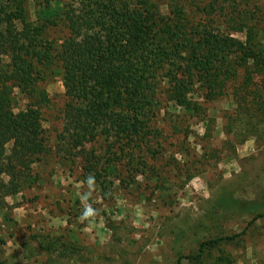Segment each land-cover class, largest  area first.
Instances as JSON below:
<instances>
[{"label": "rangeland", "instance_id": "obj_1", "mask_svg": "<svg viewBox=\"0 0 264 264\" xmlns=\"http://www.w3.org/2000/svg\"><path fill=\"white\" fill-rule=\"evenodd\" d=\"M149 1L164 17L182 7L193 23L203 16L197 7L211 2ZM27 2L31 17L72 3ZM256 3L264 27V0H240V8L255 12ZM67 33L56 25L47 36ZM255 69L247 84L240 71L211 99L194 85L188 95L201 112L172 105L160 76L155 106L129 141L113 128L64 134L63 71L53 66L37 85L48 97L41 113L50 149L16 193L0 194V264H264V74ZM26 98L17 94L16 107ZM89 207L94 215L85 217Z\"/></svg>", "mask_w": 264, "mask_h": 264}, {"label": "trees", "instance_id": "obj_2", "mask_svg": "<svg viewBox=\"0 0 264 264\" xmlns=\"http://www.w3.org/2000/svg\"><path fill=\"white\" fill-rule=\"evenodd\" d=\"M71 1L78 5L64 3L59 15L37 16L34 9L31 17L27 0H0V194L16 193L50 149L41 113L48 97L37 85L53 66L63 71L64 134L72 140L113 128L130 141L155 106L160 76L172 105L201 112L188 95L194 85L211 99L240 71L245 84L252 67L264 74L257 3L252 12L240 8V0H211L197 7L203 16L193 23L180 15L182 7L164 17L149 0ZM216 9L223 18L212 13ZM56 25L68 32L60 40L47 36ZM17 94L29 98L23 107L15 105ZM84 170L95 178L92 167ZM217 240L202 242L200 250Z\"/></svg>", "mask_w": 264, "mask_h": 264}, {"label": "clouds", "instance_id": "obj_3", "mask_svg": "<svg viewBox=\"0 0 264 264\" xmlns=\"http://www.w3.org/2000/svg\"><path fill=\"white\" fill-rule=\"evenodd\" d=\"M84 215H85V217L92 216V215H94V212H93V210L89 207V208L85 211Z\"/></svg>", "mask_w": 264, "mask_h": 264}]
</instances>
